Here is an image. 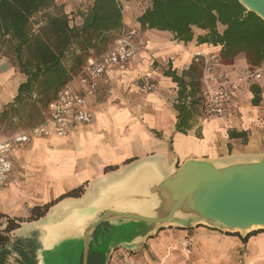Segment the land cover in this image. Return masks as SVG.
I'll return each mask as SVG.
<instances>
[{
	"label": "crops",
	"instance_id": "0c3cea01",
	"mask_svg": "<svg viewBox=\"0 0 264 264\" xmlns=\"http://www.w3.org/2000/svg\"><path fill=\"white\" fill-rule=\"evenodd\" d=\"M92 1L55 3L75 15ZM120 1L123 24L138 29L146 49L136 59L110 67L98 80L87 105L94 114L90 124L71 121L64 137L37 135L12 149L13 170L0 185V212L25 219L7 235L11 244L25 241L19 248L28 255V264H83L80 239L85 226L107 209L133 211L137 203L146 200L153 184L168 176L175 165L179 167L191 158L228 161L264 153V107L252 106L250 84L242 85L223 116L204 117L199 111L187 132L177 130L179 87L166 72L181 75L196 61V54H208L214 47L198 45L196 40H177L170 31L142 28L136 19L151 0ZM74 19L80 24L79 16ZM193 31L196 37L205 33L195 27ZM220 68L236 78L249 71L250 65L240 54ZM257 68H264V62ZM143 74L155 83L153 91L140 88L138 78ZM255 83L264 98V76ZM231 130L247 131V142L230 138ZM250 144L254 152L246 151ZM81 186L84 191L79 196L65 197L45 215L29 221L32 208ZM176 224L179 221L133 249L139 264H264V231L244 239L204 225L184 229ZM107 227L108 222L101 228ZM185 237L192 241L191 253L182 247ZM124 249L115 250L108 264H119ZM105 261L104 252L95 248L87 264ZM4 264L23 263L10 253Z\"/></svg>",
	"mask_w": 264,
	"mask_h": 264
},
{
	"label": "trees",
	"instance_id": "16d2710c",
	"mask_svg": "<svg viewBox=\"0 0 264 264\" xmlns=\"http://www.w3.org/2000/svg\"><path fill=\"white\" fill-rule=\"evenodd\" d=\"M75 16H79L80 24L75 23ZM136 20L142 28L170 31L177 40H196L198 45L214 47L210 53H216L222 65L233 63L240 54L245 55L249 71L264 62V19L239 0H151L150 6ZM123 26L120 0H93L79 8L75 15L67 14L63 5H57L55 0H0V55L13 56L21 75L12 100L0 111V121L13 122L20 129L18 132L40 123L70 76L80 71L89 57L113 44ZM193 27L205 33L196 37ZM199 64L194 61L181 75L166 72L179 87L175 105L179 132H187L191 120L201 110ZM250 91L252 106L264 107L261 87L252 83ZM229 137L241 138L246 143L248 134L231 130ZM130 161L132 159L127 160ZM83 191L84 186H81L55 201L35 206L29 221L45 215L59 200L79 196ZM23 221L25 219L11 218L0 212V248L9 242L7 233ZM255 232L261 231H254L244 239ZM21 242L25 243L19 241L13 246L31 263L19 248ZM10 253V250L0 253V264L5 263Z\"/></svg>",
	"mask_w": 264,
	"mask_h": 264
},
{
	"label": "water",
	"instance_id": "95a60500",
	"mask_svg": "<svg viewBox=\"0 0 264 264\" xmlns=\"http://www.w3.org/2000/svg\"><path fill=\"white\" fill-rule=\"evenodd\" d=\"M239 1L264 19V0ZM134 207L130 212L107 209L85 226L80 239L83 264L95 248L104 252L108 264L119 247L133 251L175 221L178 228L204 225L242 237L264 230V153L228 161L188 159L158 179L146 200ZM107 222V229L101 228ZM123 232L129 235L120 236ZM4 250L28 264L13 244L8 242L0 253Z\"/></svg>",
	"mask_w": 264,
	"mask_h": 264
},
{
	"label": "built area",
	"instance_id": "2783aa9c",
	"mask_svg": "<svg viewBox=\"0 0 264 264\" xmlns=\"http://www.w3.org/2000/svg\"><path fill=\"white\" fill-rule=\"evenodd\" d=\"M145 49L146 42L138 29L124 25L113 44L104 52L89 57L82 69L70 76L57 97L49 104L47 115L40 123L0 140V185L8 180L13 170L11 152L15 146L28 143L37 135L64 137L68 134L71 121L82 125L90 124L94 114L87 105L89 98L97 90L98 80L110 67L136 59ZM195 59L202 67L203 101L200 111L204 117L223 116L242 85L258 82L264 76V68H257L239 77L230 78L221 70L222 64L216 53H199L195 55ZM138 84L142 90L148 92L153 91L156 86L146 74L138 78ZM182 247L187 253H191L192 241L189 237H185ZM119 264L139 263L134 258L132 250L124 249Z\"/></svg>",
	"mask_w": 264,
	"mask_h": 264
},
{
	"label": "rangeland",
	"instance_id": "374dc122",
	"mask_svg": "<svg viewBox=\"0 0 264 264\" xmlns=\"http://www.w3.org/2000/svg\"><path fill=\"white\" fill-rule=\"evenodd\" d=\"M14 62L15 61L13 56L8 57V56L0 55V111L3 109L6 103L12 100L16 92V87L21 80V75L18 72V68L14 65ZM262 128L264 127L262 126ZM19 130L20 129H18L17 126L14 125L13 122L9 120L0 121V140L13 135ZM254 149L255 147L252 144L246 147L247 152H254ZM128 235L129 232H123L120 234V236H124V237H127ZM107 241L109 242L110 239H108ZM116 254L117 251L113 256L114 260L116 259Z\"/></svg>",
	"mask_w": 264,
	"mask_h": 264
}]
</instances>
